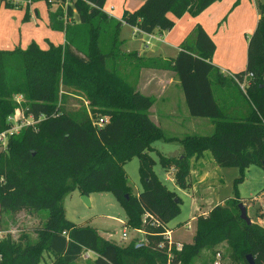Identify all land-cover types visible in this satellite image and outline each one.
Segmentation results:
<instances>
[{
	"label": "trees",
	"instance_id": "trees-1",
	"mask_svg": "<svg viewBox=\"0 0 264 264\" xmlns=\"http://www.w3.org/2000/svg\"><path fill=\"white\" fill-rule=\"evenodd\" d=\"M44 1L64 3L63 8L57 6L47 13L48 26L63 32V43L46 41L42 48L30 40L23 48H0V131L8 127L6 115L15 108L33 117L43 115L35 124L10 134L6 148L0 150V208L44 211L46 215L34 229V240L25 235L16 240L9 234L0 237V264H39L43 253L51 255L50 264H71L84 249L95 254L90 264H190L201 250L218 252L215 248L221 243L233 264H247L246 255L253 264H264V227L239 219L238 196L198 215L190 242L181 244L179 250L173 245L168 249L162 233L178 213L180 200L158 179L152 168L154 159L147 152L154 139L179 140L182 152L177 156L156 154L163 168L173 165V181L182 188L188 157L202 150H208L217 165L238 167L234 183L242 180L248 164L263 166L264 3H257L255 25L246 39L244 67L232 73L243 82L251 111L243 117H229L211 93L208 76L211 71L216 73L210 62L214 43L198 23L170 59L123 51L118 38L122 22L136 24L143 31L167 30L173 18L184 12L196 15L214 0H142L130 10L123 9L120 18L106 15L104 0ZM3 4L12 6L8 1ZM130 57L136 68L172 69L188 112L208 117L212 131L165 136L146 111L153 97L138 91L119 68ZM18 93L23 101L14 98ZM68 97L80 105L65 107ZM98 117L104 120L94 125ZM132 156L137 157L140 185L135 194L122 169ZM74 189L85 195L109 191L124 212L123 226L141 230L145 242L118 245L102 238L93 227L68 221L62 198ZM144 212L157 223L149 219L142 223Z\"/></svg>",
	"mask_w": 264,
	"mask_h": 264
},
{
	"label": "rangeland",
	"instance_id": "rangeland-1",
	"mask_svg": "<svg viewBox=\"0 0 264 264\" xmlns=\"http://www.w3.org/2000/svg\"><path fill=\"white\" fill-rule=\"evenodd\" d=\"M37 1L35 7L31 5L29 10H26V12L36 11L35 22L28 20V16L24 18L25 9L23 7H18V5L14 4L12 6L0 4V38L3 34H13V29L14 31L17 29L16 22L18 14H20L19 21L22 24L16 32L19 31V37H22L20 42L22 48L25 47V44L22 43L25 37H32L39 47L41 45L44 46L46 42L44 37L54 39L45 18L48 13V11L46 12L47 3L44 0ZM0 2L3 3L2 1ZM254 2L257 7V3H264V0H254ZM129 32L130 28L122 25L119 36L128 39ZM233 38H238L239 40L234 43V53L232 51L231 58L235 57L238 60L241 57L243 59L245 47V41L243 42V40H245V36H243L242 32H238L237 37L233 36ZM151 41L155 42L153 39ZM159 44L162 45L161 56H167L171 53L172 48L170 45H167L166 42ZM140 46L142 45L139 43ZM218 50L219 44L217 45L216 52ZM134 60V58L130 57L127 58V62H124V65H119V68H122L123 71L128 70L126 77L129 82H132V75L136 69ZM144 84L147 91L150 92V96L153 97L152 104L146 110L147 114L152 121L162 128L165 136L180 137L186 133L208 134L212 131V124L208 117L192 115L188 112L181 88H178L177 92L173 93L174 96L172 97L175 107L172 106L170 108V88L159 92L155 84L151 85L147 81ZM233 90L237 94V91ZM14 98L17 101L24 100V97L20 93L14 95ZM80 103L74 97H68L63 105L67 108H74L80 105ZM82 104L84 105L85 101L82 100ZM170 109L175 110V112L171 113ZM150 145L152 149L147 150V152L154 159L152 168L156 176L166 187L173 190L180 200L178 203V213L165 224V228L169 230L173 241L180 244L190 242L195 218L198 215L205 214L213 205L222 204L233 196H238L236 197V204L240 203L245 207L246 215L250 221L264 227V207H260V204L264 203V166L248 164L243 169L242 180L234 183L235 177L239 175L238 167L217 165L211 153L208 150H202L199 155L188 157L189 169L191 162L192 167L197 162L203 163L199 168V177L194 178L193 173L190 174L188 170L185 176L186 186L182 188L173 181V171L175 170L173 165L167 166L166 169L163 168L159 164L156 154V151H158L163 155L177 156L182 152V145L179 140L176 138H157L152 140ZM5 148L6 143L0 144V150ZM192 157L195 160H191ZM137 162V157L132 156L122 164L126 183L133 194L137 193L140 188ZM86 196L88 198V205L81 200V194L76 189L70 191L62 198L64 215L68 221L75 225L93 227L102 238L108 241L113 240L118 245L145 242L144 234H135L129 228H124L122 224L125 221L124 212L109 191H92ZM45 215L44 211L34 212L26 209L7 210L0 208V237L9 234L12 239L16 240L20 235H25L26 238L34 240V229L41 225ZM122 229L126 233L124 240L120 237ZM215 249L220 254L221 264H233L228 257V249L224 243L219 244ZM213 256L214 254H211L208 250H201L199 255L190 261V264H210ZM93 258L94 256L92 255L87 260L78 257L71 264H90ZM50 262L51 255L43 253L39 264H50Z\"/></svg>",
	"mask_w": 264,
	"mask_h": 264
},
{
	"label": "crops",
	"instance_id": "crops-1",
	"mask_svg": "<svg viewBox=\"0 0 264 264\" xmlns=\"http://www.w3.org/2000/svg\"><path fill=\"white\" fill-rule=\"evenodd\" d=\"M141 1L142 0H104L102 9L105 10L109 16L120 18L123 9L130 10L136 7ZM234 1L235 3H233ZM36 2L38 1L22 3L18 5V7H23L26 12L27 9L29 10L31 5L32 7H35ZM0 4L3 3L0 2ZM63 5L64 3L59 4L58 2H50L47 4L46 12L54 10L57 6H62L63 8ZM167 14L172 17L170 12H167ZM257 15L258 8L256 7L254 0H214L196 15H190L187 12H184L179 17L173 18V24L167 30L154 29L152 32L154 34H158L160 39H153L155 42H152L150 39L146 46H144L140 40L141 37L143 38L142 35L133 36L129 34L128 39H125L124 37L119 36L118 32V38L122 40L121 49L124 51H134L135 55L140 56H158L170 59L179 49V43L184 38L188 30L194 25V23H198L214 43V50L212 52L210 62L215 66L216 73L211 71L208 76L212 96L224 115L231 117H243L251 111V105L245 98L242 90L238 87L231 74L244 67L245 47L243 59L241 57L238 60H236L235 57L231 58V53L234 50V43L239 40L238 38L234 39L233 36L237 37V33L242 32L243 36H245V40H243V42L245 41L246 46L247 36L253 29L252 26L255 25ZM27 16L28 20L35 22V18L37 16L36 11L26 12L24 18H27ZM19 17L20 14H18V20L16 22L17 29H15V31L13 29V34H3L0 38V48H11L14 46L22 48V46H20L22 37H19V31L16 32L18 28L20 29L22 24L19 21ZM72 17L76 18L75 12H73ZM45 18L48 23V17L46 16ZM122 25H126L130 28V25L122 22L119 27V31ZM49 30L51 31V35L54 39L44 37L45 41H51L54 44L63 43L64 38L61 30H54L50 27ZM30 40L34 39L32 37H25L22 43L26 45ZM162 42H166V44L170 45L172 48L171 53L167 56H161L160 52L162 50V45L159 43ZM139 43L142 46L139 47ZM218 44L219 50L216 52ZM46 45L47 42H45L44 46L41 45V47L45 48ZM134 71L135 72H133L132 75V83H134V86L138 91L143 94L150 95V92H148L145 88L144 83L146 81L151 85L155 84L159 92L170 88V108L172 106L175 107V102L172 96H174L173 93L177 92V89L180 88V86L176 74L172 69L141 66L136 68ZM127 72L128 70L123 71L125 74ZM233 89L237 91V94L234 93ZM170 112H175V110L170 109ZM191 160H195V158L192 157ZM198 160L200 159L198 158ZM202 164V162L201 164L197 162L194 164V167H192L191 162L189 173H193L194 178L199 177V168ZM92 256L95 257V255Z\"/></svg>",
	"mask_w": 264,
	"mask_h": 264
},
{
	"label": "built area",
	"instance_id": "built-area-1",
	"mask_svg": "<svg viewBox=\"0 0 264 264\" xmlns=\"http://www.w3.org/2000/svg\"><path fill=\"white\" fill-rule=\"evenodd\" d=\"M1 1L2 2L8 1L12 5L13 4L19 5V4L26 2L25 0H1ZM103 11L106 13L107 16H109V14L105 10ZM130 28H131L130 29L131 35L133 36L142 35L143 36V38L141 37L140 40L144 46H146L149 43L150 39H160L159 38L160 36L158 34H154L152 31H143L136 24L130 25ZM231 75L236 81L238 87L243 92V82L236 80L233 74ZM248 75H251V73H248ZM42 117H43L42 114H39L38 116L33 117L30 113H24L21 109L15 108L13 112L6 115V121L8 123V127L0 131V144L2 145L5 144L6 139L10 134L18 132V130L23 126L35 124ZM103 120H104L103 117H98L96 120L92 122L94 125H101ZM260 207H264V203L260 204ZM145 219L151 220V224L157 223V220L147 212L143 213L141 217V222L144 223ZM129 229L133 231L134 233L143 234V232L139 229H135V228H129ZM120 237L122 240L126 238V233L124 229H122ZM162 237L165 240L168 249L171 245H173L175 250H179L181 244L179 242L173 241L168 229L165 228V230L162 233ZM159 246H162V243H159ZM90 255H95V254L90 250L84 249L80 255V258H82L83 260H87L89 259ZM167 264H170V263H167ZM210 264H221V257H220L219 252L214 253L213 259Z\"/></svg>",
	"mask_w": 264,
	"mask_h": 264
},
{
	"label": "water",
	"instance_id": "water-1",
	"mask_svg": "<svg viewBox=\"0 0 264 264\" xmlns=\"http://www.w3.org/2000/svg\"><path fill=\"white\" fill-rule=\"evenodd\" d=\"M262 85H264V84H262ZM262 165L264 166V160H262ZM81 200L86 205L89 204L88 203V198H87V196L85 194H81ZM237 209H238V217H239V219L244 221L246 224H249L250 220H249V218L246 215L245 207L242 204L238 203L237 204ZM245 260H246L247 264H253V261H252V258L250 257V255H246L245 256Z\"/></svg>",
	"mask_w": 264,
	"mask_h": 264
}]
</instances>
